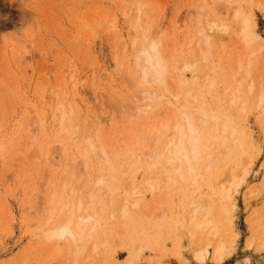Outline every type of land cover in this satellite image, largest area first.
Segmentation results:
<instances>
[{
    "label": "bare ground",
    "instance_id": "obj_1",
    "mask_svg": "<svg viewBox=\"0 0 264 264\" xmlns=\"http://www.w3.org/2000/svg\"><path fill=\"white\" fill-rule=\"evenodd\" d=\"M260 6L264 8V0ZM29 8L37 6L33 3ZM142 9L140 5L133 25L131 58L122 62L116 56L119 65L131 63L123 75L129 92L123 101L110 104L116 118L114 112L103 114L102 104L90 108L74 83L67 92L73 101L68 108L60 102L56 121L68 141L76 135L75 161L66 160L61 173L41 170L38 160L43 156L49 161L46 168L60 164L59 154L46 151L41 142L36 143L31 161L20 164L19 173L30 181L28 203L40 220L32 234L48 243L50 259L65 255L72 257L66 264H107L111 252L104 251L105 243L121 240L130 252L124 264H136L144 248H162L170 237L175 241L173 257L180 264H190L178 230L184 213L196 261L203 264L212 257L222 263L231 254L227 244L235 242L233 205L259 156L247 115L257 109L264 125V58L249 50L257 43L264 50V37L252 16L237 10L236 42L246 54L221 74L224 61H234L235 51H222L217 60L215 47L218 41L226 46L227 35L235 30L232 23L198 21L187 47L176 45V53L168 59L164 26H155V19H148ZM105 33L118 35L114 26ZM21 37L33 42L35 28L26 27L22 36L3 39L4 57H9L7 46H12L10 57H16L14 42ZM24 58L28 63V56ZM220 83L225 84L228 98L210 100ZM3 104L6 113L14 110L9 97ZM80 106L88 109L76 119L72 116ZM36 122L22 121L28 137L39 135L42 123ZM123 138L125 146L120 142ZM12 148L10 142L0 143V164ZM256 186L264 191V179L250 186L248 199L258 195ZM204 187L208 192L199 194ZM263 210L253 211L248 218L264 216ZM105 214L112 219H105ZM110 221L114 224L106 223ZM259 223L253 228L256 236L264 235V222Z\"/></svg>",
    "mask_w": 264,
    "mask_h": 264
},
{
    "label": "rangeland",
    "instance_id": "obj_2",
    "mask_svg": "<svg viewBox=\"0 0 264 264\" xmlns=\"http://www.w3.org/2000/svg\"><path fill=\"white\" fill-rule=\"evenodd\" d=\"M262 1L0 0V143L10 142L13 147L10 156L1 160L0 164V264H66V260L72 259L65 255L50 259L48 243L41 236H33L32 231L38 227L40 220L36 218L32 204L28 203L30 192L27 184L30 181L19 173L20 164L22 161H31L36 143L41 142L46 145V151L51 150V154L60 156V159L57 157L60 164L51 168L45 167L49 163L46 156L41 157L38 160L41 170L53 169L61 173L67 165L66 160L75 161L79 151L76 135L68 141L56 121L60 102L68 108V102L73 101L67 92L72 90L74 83L90 108L102 104L105 108L103 114L114 112L116 118V111L110 104L123 101L129 92L123 75L125 68L128 65L131 67V63L119 65L117 62L118 59L124 62L131 58L133 25L139 16L138 7L143 6L142 13L148 19H155V26H164L167 35L165 54L168 59L176 53L177 46L187 47L198 21L204 22L210 18L232 23L235 30L227 35L226 46L223 47L218 41L215 47L217 60L222 51H235L234 61H224L221 71L224 74L229 65L236 64V59L246 54L243 46L240 43L237 45L235 37L238 34L237 22H234L237 10L248 12L256 21V29L264 37ZM33 3L37 6L36 10L29 8ZM111 26L117 30L116 38L105 33ZM26 27L35 28L34 41L21 37L18 42H14V48L18 51L16 57H10L13 56L12 46H7L9 57H4L2 40L19 34L22 36ZM122 42L126 46L124 50V46L119 47ZM233 45L237 47L233 48ZM249 50H256L264 58V50L258 43L252 44ZM27 56L28 63L24 62ZM186 75L191 78V74ZM215 96L228 98L225 84L220 83L217 93L209 95V99L214 100ZM7 97L14 105L11 113L5 112L3 102ZM79 109L80 112L72 117L78 119L88 108L80 106ZM24 120L25 124L35 121L34 125L42 123L38 136H27L26 127L21 126ZM247 120L259 156L251 168L248 184L240 187L233 205L235 242L227 244L231 254L222 263H215L209 257L203 264H264V235L258 232L262 236H256L255 231L256 224L264 222V216H258L257 220L248 218L253 211L264 209V191L261 192L256 186L258 195L253 194L250 199L246 195L250 186L260 185L264 179V125L260 122L257 109L247 115ZM20 139H23V143ZM120 142L125 146L124 138ZM18 148L21 150L18 151ZM207 192L208 188L204 187L199 194ZM147 197L152 198L149 195ZM216 199H220L217 194ZM104 218L112 219L107 214ZM181 221L183 224L178 226V230L183 236L182 252L189 258L190 264H202L193 258L190 250L192 240L186 231L190 227L185 213ZM106 223L114 224L112 221ZM249 240H252L251 244ZM105 244L108 246L104 251L111 252L107 264H124L130 254L124 248V243L118 240L114 244L109 240ZM174 248V238L167 237L162 248H144L136 264H180L172 255Z\"/></svg>",
    "mask_w": 264,
    "mask_h": 264
}]
</instances>
